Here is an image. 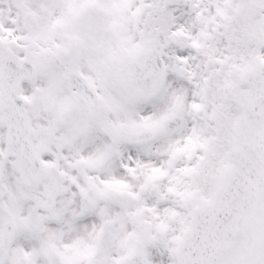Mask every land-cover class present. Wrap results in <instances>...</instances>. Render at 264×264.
I'll use <instances>...</instances> for the list:
<instances>
[{
    "label": "snow or ice",
    "instance_id": "snow-or-ice-1",
    "mask_svg": "<svg viewBox=\"0 0 264 264\" xmlns=\"http://www.w3.org/2000/svg\"><path fill=\"white\" fill-rule=\"evenodd\" d=\"M0 264H264V0H0Z\"/></svg>",
    "mask_w": 264,
    "mask_h": 264
}]
</instances>
